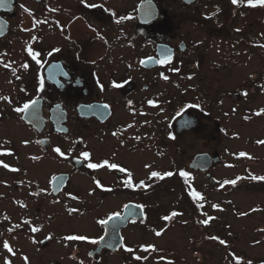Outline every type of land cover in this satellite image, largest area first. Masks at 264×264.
<instances>
[{
    "label": "flooded vegetation",
    "instance_id": "flooded-vegetation-1",
    "mask_svg": "<svg viewBox=\"0 0 264 264\" xmlns=\"http://www.w3.org/2000/svg\"><path fill=\"white\" fill-rule=\"evenodd\" d=\"M260 10L264 5L247 0H8L0 7V97H8L0 100V264H17L6 257L4 241L18 264H100L117 252L134 264L148 258L149 231L157 226L160 233L172 223L208 229L216 220L228 229L230 192L250 184L253 189L243 190L264 193V180L251 179L264 176V144L258 143L264 137L252 142L257 153L227 144L240 138L235 125L250 114L243 103L249 95L242 87L245 51L261 41L253 34H259L256 19L246 28L245 12ZM204 69L220 71L217 88L240 87L208 95L213 79L201 87ZM29 101L36 103L27 112L14 110ZM261 109H253L254 117L264 115H256ZM200 153L219 160L205 169L192 166ZM104 160L126 171L87 167ZM153 171L173 175L150 178ZM129 173L133 187L124 184ZM140 181L146 186L135 187ZM213 188L222 199L208 195ZM160 192H185L189 203L174 199L166 209ZM251 210L263 213L254 230L264 240V202ZM173 211L180 215L163 219ZM114 213L121 214L120 245L95 251L105 234L99 221ZM208 217L214 219L201 223ZM78 235L89 239H66ZM61 241L73 252L57 251ZM24 246L44 253L32 259Z\"/></svg>",
    "mask_w": 264,
    "mask_h": 264
},
{
    "label": "rangeland",
    "instance_id": "rangeland-1",
    "mask_svg": "<svg viewBox=\"0 0 264 264\" xmlns=\"http://www.w3.org/2000/svg\"><path fill=\"white\" fill-rule=\"evenodd\" d=\"M247 21L245 26L247 29L253 27L252 22H255L256 26L253 29H258L257 32L253 33L257 35L259 41H256L254 50H250L247 46L245 51V64L244 70V82L242 83L243 88H247L246 92L249 94L244 100L245 107L250 109V114H245L242 122L239 125H235V128L242 130L240 138L231 140L229 144L230 150L232 148L237 150L243 146H250L254 149V152H259V148L253 146L252 142L260 137H264V115L254 117L253 109L259 106L264 109V10L251 12H245ZM251 23V24H250ZM211 74L209 70H201L199 78L202 81L201 87L210 86V80L213 79L212 91L209 94L214 93L215 95L221 93L215 91V89L226 88L230 91H236V88L240 87L238 84L232 82L223 84L217 88L216 77L218 76L219 70L213 69ZM233 70H230L232 72ZM256 81L255 86L252 82ZM244 84V85H243ZM222 87V88H221ZM229 100V99H228ZM230 101V100H229ZM247 113V112H246ZM232 121L226 122V125L230 127ZM234 150V151H235ZM226 159L229 158L227 154H224ZM221 168L219 169L217 176L221 178ZM199 186H205L206 181H203L200 177L198 178ZM254 185H248L246 187H239L233 192H230V198L234 204L230 205L229 212V228L224 229L220 225L219 221H214L213 227L208 229H202L199 226L190 225L189 223H177L170 224L167 229L164 230L159 236L156 235L154 229H150L148 241L150 242L151 249L148 251V258L144 261H138L134 264H264V240L259 239V234L255 233V227L260 222V218L263 213L253 212L251 209L255 205L259 204L260 200L264 202V193L258 196L254 192H247L243 189H253ZM208 195L212 196L214 200L222 199V191L213 188L212 192H207ZM159 194L165 196V208L167 209L169 204L174 199H179V203L182 201L184 204L189 203L185 192H160ZM260 198V199H259ZM170 202V203H169ZM181 202V204H183ZM263 205V204H262ZM184 206V205H183ZM237 213L235 214L236 211ZM239 211H252L246 216H238ZM165 211H163L164 213ZM72 225V224H71ZM69 228V226H67ZM211 234L219 236L220 239H211ZM62 235V231L60 233ZM223 236V237H222ZM227 244H221L220 240ZM262 240V241H260ZM63 245H62V244ZM56 245V250L59 252H73L72 247H64V241H61ZM64 247V248H63ZM23 252L27 251L34 254L32 259L36 255L43 254L44 252L31 249L26 250V246L23 247ZM55 251V249H53ZM123 251V250H120ZM126 253V250L124 251ZM54 256H56L54 254ZM6 257L11 258L14 263L18 264V254L6 252ZM46 258V257H45ZM164 258V260L162 259ZM170 258V259H169ZM29 261V260H27ZM100 264H130L125 258L124 253L117 252L115 254H107L104 256Z\"/></svg>",
    "mask_w": 264,
    "mask_h": 264
},
{
    "label": "snow or ice",
    "instance_id": "snow-or-ice-1",
    "mask_svg": "<svg viewBox=\"0 0 264 264\" xmlns=\"http://www.w3.org/2000/svg\"><path fill=\"white\" fill-rule=\"evenodd\" d=\"M237 2H238V0H232V3L233 4H236ZM247 2H248L249 5H253V6L254 5H264V0H247ZM6 3H8V0H0V7H4ZM91 6L94 7L95 5H91ZM52 11H56V9H52ZM237 31H239V29H237ZM261 47H264V45H261ZM54 51H58V49H55ZM29 52H30V54L33 55V57H35L36 54L35 53H32L31 49H29ZM168 59H170V58H168ZM164 62H166V61H161V63H164ZM4 67L5 68H8V67H11V65L4 64ZM24 67H27V65H24ZM164 79H167V77L165 76ZM41 85H42V82H41ZM116 86L119 87V85H116ZM245 95H246V93H245ZM0 100H8V97H0ZM35 103H36V101H29L27 103H24L22 107H17L14 110L17 113H25ZM148 103L151 105V104H154V101L149 100ZM196 107H199V105H196ZM261 113H264V109H261L259 112L256 113V115H260ZM113 135H115V133H113ZM137 139H139V137H137ZM25 143H27V141H25ZM258 143L264 144V141H258ZM54 151L56 153H58L60 156H64L65 155V153L62 152L59 147H56L54 149ZM81 155L85 159H88L90 154L85 151V152H82ZM240 155L241 156H244L245 153H240ZM33 159H36V157H33ZM105 165H107L110 169H118L120 172H125L126 171V169H124L123 167H120L116 163H111L110 164L108 162V160H104L101 163H91V162H89L87 164V167L88 168H91V169H98V168L104 167ZM4 167L7 168L9 166L7 164H5ZM146 167H148V166L146 165ZM12 171H17V169H14L13 168ZM179 174L182 177H187L189 175V173L184 172V171H180ZM172 175H173V173L170 172V171L169 172H164L163 174H161L160 172L153 171V172L150 173V178H152V177H158L160 179H163L164 177L172 176ZM251 179H253V180H264V176H252ZM96 184L99 186V181H96ZM124 184L127 187H133V183H132V179H131V174L130 173H129V178L124 181ZM223 184H232V185H235L236 184V180H225L223 182ZM223 184L221 185V187H223ZM145 186L146 185H145V182L144 181H140L138 184L135 185V187H137V188H139V187H145ZM191 195L193 197H200V193L199 192H196V191H192L191 192ZM125 207L127 208L129 206L128 205H125ZM136 207H137V210H139V209L142 208V206H139V205L136 206ZM212 207L213 208H219V205L213 204ZM71 211H76V210L75 209H72ZM132 214L133 215H136V214H138V211L137 212H133ZM120 215H121L120 213H114L113 215L109 216L107 220H100L99 223L102 224V225L103 224H107L110 220H112L114 218H120ZM177 215H180V213H177V212L173 211L170 215L164 216L163 219L164 220H170V219H172V217H175ZM241 215H245V213H241ZM211 219H214V218L213 217H208L207 219L202 220L201 223L207 225ZM17 227H18V225H17ZM11 230L12 229H9V231H11ZM37 230L38 229H36V228H32V231L33 232H35ZM160 234H161L160 232H157L156 233L157 236H159ZM66 239H68V240H81V241H84V240H88L89 238L87 236L78 235V236H68V237H66ZM100 239H103V237H101ZM211 239H217V237H211ZM91 242L93 244L98 243V241L95 240V239H93ZM220 243L221 244H224L225 241L220 240ZM3 247L5 249H7L9 253H12L13 255H15V252L13 251L12 247L9 246V243L7 241H4L3 242ZM149 247H152V246H149ZM127 251L132 252L133 249L128 248ZM135 258L137 260H140L141 259L140 256H137ZM24 259H25V261H27V257H24ZM5 264H11V262L6 259L5 260Z\"/></svg>",
    "mask_w": 264,
    "mask_h": 264
},
{
    "label": "water",
    "instance_id": "water-1",
    "mask_svg": "<svg viewBox=\"0 0 264 264\" xmlns=\"http://www.w3.org/2000/svg\"><path fill=\"white\" fill-rule=\"evenodd\" d=\"M218 159L219 158L217 156L211 158V156L207 153H200L194 158L192 162V166L205 169L211 163V160H213L214 162H217ZM124 215L126 216L127 212H125ZM117 219L118 218H114L110 220L107 224H105V234L103 236V239L100 240L99 246L97 247V250L95 251L100 250L101 247H108L111 250H115L119 246L120 237L115 234V230L118 229L116 227Z\"/></svg>",
    "mask_w": 264,
    "mask_h": 264
}]
</instances>
